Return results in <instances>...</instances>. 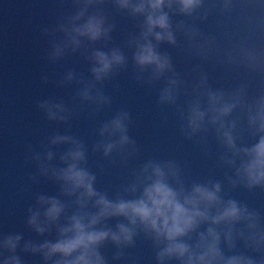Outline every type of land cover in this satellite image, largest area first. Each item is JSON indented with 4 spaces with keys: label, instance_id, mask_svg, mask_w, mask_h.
<instances>
[{
    "label": "clouds",
    "instance_id": "1",
    "mask_svg": "<svg viewBox=\"0 0 264 264\" xmlns=\"http://www.w3.org/2000/svg\"><path fill=\"white\" fill-rule=\"evenodd\" d=\"M71 11L41 29L48 38L43 59L56 64L79 53L88 62V74L67 68L51 81L56 88L75 85L70 100L52 95L36 101L50 122L65 126L50 132L38 149L28 144V157L40 177L59 187L58 195L38 192L27 207L25 224L43 236L56 229L54 240L25 239L21 232L0 233V264H25L20 253L38 255L43 264H110L101 251L114 246L112 261L130 260L141 234L151 240L156 264H264V215L248 203L223 192L220 180L186 184L184 169L174 158L149 157L131 169L130 178L114 197L97 188V174L89 166V151L100 153L109 164L126 165L140 152L130 135L132 114L115 109L95 129L98 137L89 146L71 133L70 121L81 112L95 118L111 107L106 82L129 69L133 78L150 90L157 85L156 106L161 123H168L171 108L180 135L207 153L209 136L220 152L218 165L231 170L226 179L233 189L264 190V41L250 38L229 41L221 49L217 35L201 25L210 16L231 18L248 6L261 11L264 33V0H70ZM135 21L125 46L115 45V19L106 5ZM227 35V32H225ZM183 39H180V38ZM102 46L97 47V44ZM198 58L189 71L177 70L173 56L161 45ZM125 47L128 52L126 53ZM204 62L243 69L254 77L230 88L214 87ZM50 82L46 73L40 76ZM116 87H119L118 85ZM104 171V165H97ZM223 193V194H222ZM68 197L74 199H62ZM73 208L69 214L68 209ZM64 217L65 222H61ZM117 219L115 226L107 221ZM202 225H207L201 230Z\"/></svg>",
    "mask_w": 264,
    "mask_h": 264
},
{
    "label": "water",
    "instance_id": "2",
    "mask_svg": "<svg viewBox=\"0 0 264 264\" xmlns=\"http://www.w3.org/2000/svg\"><path fill=\"white\" fill-rule=\"evenodd\" d=\"M106 10L116 22L112 43L124 47L129 33L136 31L135 21L116 13L110 4L106 5ZM70 11V0H0V233L21 232L25 239L36 241L54 240L57 235L55 226L40 236L25 224L27 207L34 202L36 193L59 194L58 185L44 177H40L36 183L29 180V175L36 172V165L30 159L26 162V157L29 155L28 144L38 149L40 142L50 132L65 130L64 125L48 121L36 108V101L52 95L70 100L75 85L56 88L51 82L67 68L88 74V62L79 53L69 55L56 64H49L42 58L48 47V38L42 35L41 29L54 25L58 17ZM261 14L258 8L248 6L244 12L234 14L231 18L210 16L201 27L205 32L217 35L221 49L228 48L230 40L235 42L250 38L261 42L264 41V33L259 29ZM96 46L102 45L98 43ZM161 49L170 52L181 73L189 71L193 64L202 63L198 58L190 57L167 44L161 45ZM125 51L128 52L126 47ZM203 69L209 74L214 87L230 88L236 82L247 79L253 81L254 90V77L243 69L234 70L215 62H204ZM42 73L49 75L48 84L41 81ZM159 86L150 90L139 84L133 78L130 62L127 71L120 72L104 85V90L112 97L111 107L101 111L95 118L81 112L70 121L71 133L90 146L98 139L95 134L98 124L108 119L115 109L125 107L132 114L130 135L137 140L140 152L126 165H121L109 164L100 153L89 151V166L97 174V188L107 191L110 198L114 197L130 178L131 169L138 167L145 159L174 158L183 166L186 184L193 180H220L224 193L248 203L264 215V190L233 189L228 184L226 176L231 175V170L218 165L220 149L213 137L209 136L210 150L205 153L198 144L180 135L171 108L166 109L168 123H161V109L156 106ZM98 163L104 165V171L100 170ZM74 207L68 209L69 214ZM117 219L123 218H111L107 223L114 227ZM61 222H65L64 217ZM206 227L202 225L201 230ZM114 250L110 243L101 249L110 264H130V260L112 261ZM126 252L130 258H137L139 264H156L152 242L143 234L137 237L136 246L126 249ZM20 254L25 264H43L38 255ZM166 264L178 262L173 260Z\"/></svg>",
    "mask_w": 264,
    "mask_h": 264
}]
</instances>
